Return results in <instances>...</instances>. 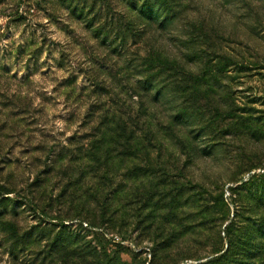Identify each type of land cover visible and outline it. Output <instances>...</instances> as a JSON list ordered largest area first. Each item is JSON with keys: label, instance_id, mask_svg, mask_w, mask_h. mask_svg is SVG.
Listing matches in <instances>:
<instances>
[{"label": "rangeland", "instance_id": "obj_1", "mask_svg": "<svg viewBox=\"0 0 264 264\" xmlns=\"http://www.w3.org/2000/svg\"><path fill=\"white\" fill-rule=\"evenodd\" d=\"M260 172L264 0H0V264H196Z\"/></svg>", "mask_w": 264, "mask_h": 264}, {"label": "trees", "instance_id": "obj_2", "mask_svg": "<svg viewBox=\"0 0 264 264\" xmlns=\"http://www.w3.org/2000/svg\"><path fill=\"white\" fill-rule=\"evenodd\" d=\"M152 9L153 4L147 2L142 6L140 12L144 15L145 13L148 14L150 16L149 19H153L155 14ZM176 16V12L171 13V18L164 19L162 24L170 23ZM145 64L147 65L146 71H143L145 79L143 81L140 80V83H144L143 89L147 90V96L156 88L157 83L175 85L181 83L188 75L186 65L178 58L170 59L155 55L153 58L147 59ZM163 85V87H166L165 84ZM160 87L156 90L158 92V95L154 96L156 99H160L163 96V91L161 90L163 87ZM241 181L240 185L247 189L252 209L257 216L250 228V243L234 242V237L232 239L233 219L227 224V228L224 231L229 237L226 246L219 247L207 256L205 260L196 264H264V172L254 173ZM109 264H118V261H111Z\"/></svg>", "mask_w": 264, "mask_h": 264}]
</instances>
